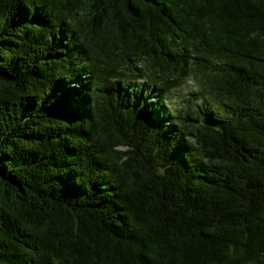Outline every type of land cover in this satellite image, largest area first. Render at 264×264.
<instances>
[{
  "label": "trees",
  "instance_id": "obj_1",
  "mask_svg": "<svg viewBox=\"0 0 264 264\" xmlns=\"http://www.w3.org/2000/svg\"><path fill=\"white\" fill-rule=\"evenodd\" d=\"M0 264H264V0H0Z\"/></svg>",
  "mask_w": 264,
  "mask_h": 264
},
{
  "label": "rangeland",
  "instance_id": "obj_2",
  "mask_svg": "<svg viewBox=\"0 0 264 264\" xmlns=\"http://www.w3.org/2000/svg\"><path fill=\"white\" fill-rule=\"evenodd\" d=\"M192 89H193V86L191 85V83H185L183 86L176 87L169 94V100L172 103L179 105L183 103V100L186 99V97L191 96L190 93Z\"/></svg>",
  "mask_w": 264,
  "mask_h": 264
},
{
  "label": "bare ground",
  "instance_id": "obj_3",
  "mask_svg": "<svg viewBox=\"0 0 264 264\" xmlns=\"http://www.w3.org/2000/svg\"><path fill=\"white\" fill-rule=\"evenodd\" d=\"M151 100H153L152 98H151ZM170 116V115H169Z\"/></svg>",
  "mask_w": 264,
  "mask_h": 264
}]
</instances>
